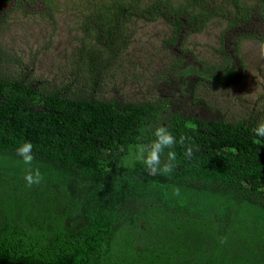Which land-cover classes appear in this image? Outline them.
I'll return each instance as SVG.
<instances>
[{
  "label": "trees",
  "instance_id": "1",
  "mask_svg": "<svg viewBox=\"0 0 264 264\" xmlns=\"http://www.w3.org/2000/svg\"><path fill=\"white\" fill-rule=\"evenodd\" d=\"M171 1L102 5L90 22L99 43L87 50L92 71L127 47L132 16L164 18L177 38L186 28L201 31L218 13L187 22ZM20 77L0 76V264H264V138L253 142L260 120L228 123L173 114L159 101L69 97ZM159 123L177 140L191 138L176 144L171 176L139 163L119 166L128 146L150 139L148 125ZM20 140L34 146L39 185L23 178ZM189 144L191 158L184 156Z\"/></svg>",
  "mask_w": 264,
  "mask_h": 264
},
{
  "label": "rangeland",
  "instance_id": "2",
  "mask_svg": "<svg viewBox=\"0 0 264 264\" xmlns=\"http://www.w3.org/2000/svg\"><path fill=\"white\" fill-rule=\"evenodd\" d=\"M117 1L0 5V76H23L37 89L69 97L159 101L164 110L184 117L228 123L264 119V58L256 47L264 38V0H241L242 10L233 0H172L187 22L203 11L218 12L201 31L186 28L177 38L176 25L164 18L132 16L127 47L112 65L94 73L86 56L99 43L97 26L90 22L102 5ZM133 1L142 8L155 0Z\"/></svg>",
  "mask_w": 264,
  "mask_h": 264
},
{
  "label": "clouds",
  "instance_id": "3",
  "mask_svg": "<svg viewBox=\"0 0 264 264\" xmlns=\"http://www.w3.org/2000/svg\"><path fill=\"white\" fill-rule=\"evenodd\" d=\"M258 54L264 58V38L257 42ZM188 128L194 127L191 122L185 125ZM146 131L150 134V139L144 142H137L128 146L126 155L121 159L120 165L126 169H133L136 164H142L149 170L150 174L171 176L174 169L177 167V153L175 146L179 143L182 147L185 146L186 141L190 137L181 135L179 140L169 129V126L164 123L156 125H148ZM255 133L254 143L260 144V138H264V119H261L256 127L253 129ZM33 144L31 141L20 140L16 147V154L21 158V162L26 166L24 170V180L28 187L39 185L44 179L43 174L38 166L33 165L35 159L33 153ZM167 150V151H166ZM198 150V149H197ZM166 160L162 161V156L165 155ZM184 156L191 158L193 156V147L189 144L185 151ZM172 194L176 197L181 196V190L178 186L172 187ZM223 243L224 240L222 239Z\"/></svg>",
  "mask_w": 264,
  "mask_h": 264
}]
</instances>
